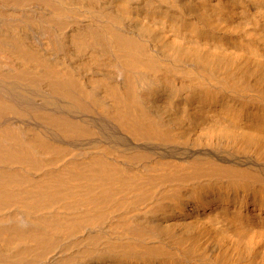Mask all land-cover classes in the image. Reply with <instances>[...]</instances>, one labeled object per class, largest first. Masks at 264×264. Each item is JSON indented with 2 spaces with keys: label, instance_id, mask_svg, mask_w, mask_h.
I'll list each match as a JSON object with an SVG mask.
<instances>
[{
  "label": "bare ground",
  "instance_id": "1",
  "mask_svg": "<svg viewBox=\"0 0 264 264\" xmlns=\"http://www.w3.org/2000/svg\"><path fill=\"white\" fill-rule=\"evenodd\" d=\"M0 264H264V0H0Z\"/></svg>",
  "mask_w": 264,
  "mask_h": 264
}]
</instances>
